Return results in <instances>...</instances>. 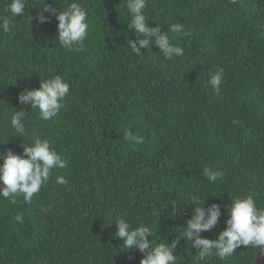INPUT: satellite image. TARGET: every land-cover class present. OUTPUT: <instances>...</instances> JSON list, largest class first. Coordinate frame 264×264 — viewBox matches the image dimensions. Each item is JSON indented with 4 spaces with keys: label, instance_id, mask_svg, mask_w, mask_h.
Segmentation results:
<instances>
[{
    "label": "trees",
    "instance_id": "1",
    "mask_svg": "<svg viewBox=\"0 0 264 264\" xmlns=\"http://www.w3.org/2000/svg\"><path fill=\"white\" fill-rule=\"evenodd\" d=\"M9 2L0 0V16L11 15ZM46 2L60 11L73 0ZM75 2L89 24L79 51L55 40L53 15L37 22L42 0H26L12 31H0V153L22 154L39 137L67 161L31 203L0 197V264H139L143 254L114 236L121 215L150 226L149 240L179 239L178 264H196L198 250L179 237L190 197L221 206L216 226L201 233L208 239L226 227L233 197L251 194L264 207V0H146L147 25L184 50L172 59L154 44L132 51L129 40L143 37L127 26L126 0ZM174 23L183 32L173 33ZM218 68L215 92L207 81ZM55 75L69 92L45 121L17 97ZM13 109L27 112L23 137L9 126ZM128 131L144 142L126 139ZM205 167L222 173L215 183ZM259 248L241 245L201 264H253Z\"/></svg>",
    "mask_w": 264,
    "mask_h": 264
},
{
    "label": "clouds",
    "instance_id": "2",
    "mask_svg": "<svg viewBox=\"0 0 264 264\" xmlns=\"http://www.w3.org/2000/svg\"><path fill=\"white\" fill-rule=\"evenodd\" d=\"M26 0H10L5 11L10 16H0V31L8 33L12 31L13 17L18 14L24 15ZM42 11L37 14V22H47L48 17L44 13H50L56 19L57 33L55 40L59 45L69 51H79L88 33V20L86 10L73 0L66 8L57 11L50 6L46 0H42ZM146 0H126V9L129 15L127 26L133 30L138 37L136 42H131L132 51L140 55L141 49H147L154 44L166 59L174 56H183L184 50L170 42V37L161 30V26L150 27L147 25L144 9ZM173 33H181L184 30L182 23L170 25ZM138 45V46H137ZM223 68H218L210 73L207 83L215 92H219L223 77ZM69 84L59 75L40 80L38 88L25 89L18 94V102L29 105L31 109H38L40 118L47 121L56 117L63 107L62 101L68 95ZM27 112L13 109L9 119V126L17 137L26 134L25 114ZM125 138L135 144H142L144 137L133 135L130 131L125 133ZM6 142H0L3 144ZM23 153L15 154L12 150L0 153V197L8 198L13 204L17 203V197L22 196L23 201L31 203L33 195L38 193L41 187L51 178L54 169H62L67 166V161L61 158L51 148L47 139L35 137L31 143L22 144ZM203 174L215 183L222 175L220 171H213L205 167ZM56 183L65 184L66 180L56 177ZM195 205L191 218L186 221L180 238L191 242V247L197 249L194 255L196 264H201L206 259L215 255L220 260L230 257L235 250L241 246L258 248L264 246V207H257L251 194L243 197H233L230 205H226L228 218L226 227L220 231L215 239L204 238L201 233L211 231L218 223L221 216V206L211 204L207 208L201 206L197 197H190ZM47 211V208L42 209ZM16 221L22 222L23 217L17 215ZM116 226L114 236L122 240L124 249H137L142 253L139 264H178V256L174 255L179 239L166 243L165 240H157L148 237L153 236V230L146 223H129L123 215L113 221ZM112 222V223H113ZM111 223V224H112ZM110 224V225H111Z\"/></svg>",
    "mask_w": 264,
    "mask_h": 264
},
{
    "label": "water",
    "instance_id": "3",
    "mask_svg": "<svg viewBox=\"0 0 264 264\" xmlns=\"http://www.w3.org/2000/svg\"><path fill=\"white\" fill-rule=\"evenodd\" d=\"M253 264H264V246H261L259 248V251L256 255V258Z\"/></svg>",
    "mask_w": 264,
    "mask_h": 264
}]
</instances>
